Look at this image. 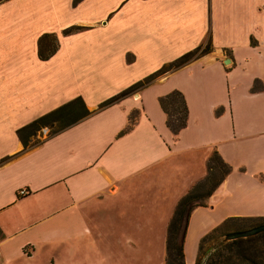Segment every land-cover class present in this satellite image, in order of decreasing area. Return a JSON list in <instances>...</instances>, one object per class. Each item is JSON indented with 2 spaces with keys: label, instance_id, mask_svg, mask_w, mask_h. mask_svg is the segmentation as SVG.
<instances>
[{
  "label": "crops",
  "instance_id": "1",
  "mask_svg": "<svg viewBox=\"0 0 264 264\" xmlns=\"http://www.w3.org/2000/svg\"><path fill=\"white\" fill-rule=\"evenodd\" d=\"M46 33L58 48L42 60ZM208 40L209 53L99 108ZM174 89L188 109L177 136L158 103ZM76 97L88 116L24 147L18 130ZM213 149L231 171L188 216L185 264H196L214 227L264 217V0L0 2V264H55L84 247L92 257L121 217L129 247L160 251ZM130 197L149 204L138 203V214Z\"/></svg>",
  "mask_w": 264,
  "mask_h": 264
},
{
  "label": "trees",
  "instance_id": "2",
  "mask_svg": "<svg viewBox=\"0 0 264 264\" xmlns=\"http://www.w3.org/2000/svg\"><path fill=\"white\" fill-rule=\"evenodd\" d=\"M4 0H0L2 2ZM78 0H73L75 4ZM79 27L73 26L63 30V34L72 33ZM58 48L57 37L52 33H46L38 39V57L42 60L52 56ZM212 50L210 41L203 46L196 47L188 51L175 60L163 65L160 69L147 75L143 79L122 90L118 94L106 99L100 103L99 108L108 106L119 99L128 96L135 91L150 84L156 77L173 70H176L190 61L209 53ZM262 87L259 81H255L252 90H258ZM158 103L166 115V126L174 136L186 126L188 109L183 94L179 90H172L165 95L158 97ZM83 100L76 97L71 101L59 106L51 112L37 118L25 127L18 130L19 138L24 147L28 145L29 136L36 135L42 127H51L53 123H58L59 127L53 132L56 133L88 116ZM136 113L132 112L128 118V124L121 133H125L132 128L135 123ZM231 166L226 163L219 155L217 150L213 149L206 162L205 176L194 183L190 189L178 200L172 215L168 221L165 235V255L163 264H185L183 253V242L185 236L186 223L188 216L193 208L205 206L207 199L230 173ZM249 222L247 226H255L264 223V217L257 218H236L230 219L222 226H217L204 234L198 244V253L202 244L216 237L219 230L230 222ZM243 229V228H238ZM237 229V231H239ZM226 234V233H225ZM224 234V235H225ZM264 234V231L260 233ZM253 237L238 238L231 241H221L216 245L209 247L205 252L203 264H264V248H257L251 244ZM199 255L196 258V264H199Z\"/></svg>",
  "mask_w": 264,
  "mask_h": 264
},
{
  "label": "rangeland",
  "instance_id": "3",
  "mask_svg": "<svg viewBox=\"0 0 264 264\" xmlns=\"http://www.w3.org/2000/svg\"><path fill=\"white\" fill-rule=\"evenodd\" d=\"M136 93V92H134ZM133 93V94H134ZM59 127L58 123H53L51 127H43L40 131L37 132L36 136L34 138H31L29 143L30 145H36L40 143L44 138L51 135L57 128ZM133 202L131 203L133 206L130 208L132 211H137L136 213L140 214L139 211L141 209H138V203L143 202V205L149 204V197H130ZM125 215V228H126V208L124 210ZM137 220H142L138 218V215L135 214ZM119 219V220H118ZM116 221H119L120 230H114L112 232H106L103 235L104 241H99L98 248L93 250L92 257L90 255L89 248L84 247L81 251L76 252L74 255H71L67 260L61 261L55 264H161L157 263L159 262V258L161 262H163V257L165 253V244L163 243L161 250L159 251V248L157 246V250L154 251H147L143 248L139 247V245L135 247H129L126 243V238H128V235H126V232H123V219L116 218ZM249 222H230L224 227H222L219 230V233L216 235L215 238L208 240L202 244L201 250L198 253L199 259L201 264L204 262L205 252L209 247H212L216 245L217 243L221 241H231V240H224V234L237 231L238 228H243L240 230L248 229L253 226H247ZM115 224H118L116 222ZM239 230V229H238ZM263 232V231H262ZM260 232V233H262ZM256 234L253 235L254 238L251 240V244L254 245L257 248H264V234ZM140 236L137 233H132V238H137ZM249 236V237H253ZM75 252V251H74ZM150 254H148V253ZM158 253L161 254V256H158ZM157 259V262H156ZM199 262V264H200ZM40 261L36 264H44Z\"/></svg>",
  "mask_w": 264,
  "mask_h": 264
},
{
  "label": "water",
  "instance_id": "4",
  "mask_svg": "<svg viewBox=\"0 0 264 264\" xmlns=\"http://www.w3.org/2000/svg\"><path fill=\"white\" fill-rule=\"evenodd\" d=\"M228 61H229V59H226L225 63H227ZM262 231H264V223L255 225V226L250 227L248 229L226 233L224 235L223 239L224 240H234V239H238V238H246L249 236L256 235Z\"/></svg>",
  "mask_w": 264,
  "mask_h": 264
},
{
  "label": "built area",
  "instance_id": "5",
  "mask_svg": "<svg viewBox=\"0 0 264 264\" xmlns=\"http://www.w3.org/2000/svg\"><path fill=\"white\" fill-rule=\"evenodd\" d=\"M26 192H27V191H26L25 189H20V190H19V194H20V195H24V194H26Z\"/></svg>",
  "mask_w": 264,
  "mask_h": 264
}]
</instances>
